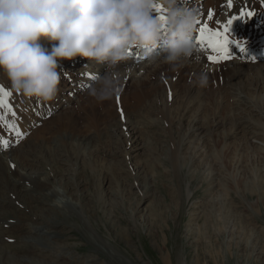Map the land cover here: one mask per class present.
Instances as JSON below:
<instances>
[{
    "label": "rangeland",
    "instance_id": "374dc122",
    "mask_svg": "<svg viewBox=\"0 0 264 264\" xmlns=\"http://www.w3.org/2000/svg\"><path fill=\"white\" fill-rule=\"evenodd\" d=\"M198 1L213 12L215 0ZM255 5L262 22L264 2ZM253 28L244 35L262 62L264 41L255 44L264 30ZM40 43L49 52L58 44ZM227 60L210 63L222 68L206 88L170 68L150 76L141 98L130 95L140 88L121 89L112 97L128 119L112 128L111 98L64 89L62 66L55 99L43 103L15 101L0 69L16 111L6 120L24 137L17 143L0 125L12 145L0 157L20 153L0 170V264H264V71L254 63L249 73L232 72ZM230 89L250 105L236 106Z\"/></svg>",
    "mask_w": 264,
    "mask_h": 264
},
{
    "label": "clouds",
    "instance_id": "9594fccd",
    "mask_svg": "<svg viewBox=\"0 0 264 264\" xmlns=\"http://www.w3.org/2000/svg\"><path fill=\"white\" fill-rule=\"evenodd\" d=\"M199 20V9L184 0H0V69L15 93L50 102L60 83L57 60L82 56L107 65L88 88L103 102L118 88L110 70L127 62L133 50L152 65L199 62ZM41 39L58 44L49 52ZM194 86L206 88L207 73Z\"/></svg>",
    "mask_w": 264,
    "mask_h": 264
},
{
    "label": "bare ground",
    "instance_id": "6f19581e",
    "mask_svg": "<svg viewBox=\"0 0 264 264\" xmlns=\"http://www.w3.org/2000/svg\"><path fill=\"white\" fill-rule=\"evenodd\" d=\"M189 1H191V4H190L189 7H193V6H195L196 3H200V1H198V0H189ZM256 1L257 0H251L252 8H249L245 4V3L249 2V0H232L233 7L231 9H229L227 7L228 0H215L216 4H218V3L219 4L216 5L213 2V5H212L211 9L213 10L214 16H213L212 21H207L205 11L204 10L200 11V8L197 7V6L196 7L200 11V19L202 21L207 22L209 24V27H211L212 29L221 30L222 31V29H217V24L218 23L219 24H226L228 19H230L234 15L238 16L241 11H244V12H249L250 11V12H253L255 14L256 9H253V2H254V5H255ZM262 1L264 2V0H262ZM241 2H244L245 8L244 7L241 8L242 6L240 7V3ZM221 3H224V5L222 7L220 6ZM256 7L257 6L255 5V8ZM263 14H264V10H263ZM262 17H263V19H262V22H261L260 21L261 17H259L258 14L254 15L252 17H249V20H248V16L245 15L243 17V18H245L244 20L234 21L233 25L231 26V30L229 32V33H231V38H229V39L233 40V41H236V44L242 46L245 49L244 52H239V50L236 48L235 45H230L229 46V55L231 56V58L227 60V62H230L229 63L230 65L227 64V66H228L227 68H230V70L232 72H237V71H241V73L245 72V71L248 72V71H250V69H252L254 67V65H252L254 63H256L255 67L258 66V69L260 70V71L258 70V72L264 71V58L262 59V62H260V61H258V59H256L254 56L251 55V53L253 54V51L260 50V49L258 47H255L254 44H252V42L249 41V39H246V38H250V37L244 35L245 33L251 32V29L249 30L250 27H254V28H261L262 27L263 30H264V24H263L264 15ZM238 26H239V29H238ZM254 28L252 30H257V29H254ZM237 30L240 31V32L243 31L242 33H243V35L245 37L236 35V31ZM260 34H261V37L259 39H257L256 44H255L257 46H261V41L262 42L264 41V31L261 32ZM234 35H236L235 38H233ZM262 46L264 47V45H262ZM132 53H136L137 54V57H136L137 59L130 58L127 62L122 63L117 69L110 70L113 73L112 78L114 80L118 81V88H117V90H116L114 95H117L120 92H123V90H121V89H125L126 90L128 87L133 85L134 89L140 88V93L132 92V93H130L131 97L133 96V98H135V97L138 96V98H141V96H142L141 94L142 93H143V95L145 94L144 91H143L142 85L145 84V82H149L150 76L154 75L157 71H160V70L165 71V70H168L170 68H173L175 70L174 71L172 69L173 72H178V73L179 72H187V73L191 74V76H193L194 78H196L200 73L204 72V73H207L208 80H209L211 74H214V75L216 73L218 74L219 70H221V68H222L221 65H216V67L212 70L211 65H210L211 62L207 60L208 55H212L209 50L202 51L200 59H199V62H193L192 60H189V61H185L180 66H170L168 64L152 65V64H149L148 62L144 61L138 55V53L136 51H133ZM59 66H62L63 69H64V72L59 71L61 76H62V78L64 77V79H62L63 84H65L64 85V89L70 90V88H71L72 90H74L73 92L81 91V93L84 92V95H86V96L90 95L88 93V88H89V85L92 83V81L96 78V75L99 74L100 76H103V75L106 74V71H107V65L106 64L95 65V64H92V62L89 61L87 58L82 57V56H76V57H74V58H72L70 60L69 59H63V61H61V62L59 60H57V67H59ZM173 74H172V71H171V73H170V84H169L170 89H173L174 86H175V85H173V82L176 79V75L177 74L176 75L175 74L173 75ZM246 76H248V75L246 74ZM151 78H152V76H151ZM72 80H74V81H72ZM69 81H72L73 83H69ZM226 83H228V82H226ZM171 84L173 85V88H171ZM239 84H241V83L239 82ZM179 85H181V84H179ZM228 86H229V84H228ZM229 88H230V86H229ZM231 89H232V87H231ZM231 89H230V96L235 97V98H233V100H234L233 103L236 100L237 101L235 103L236 106H238L239 104L240 105L241 104L250 105L249 102L245 98H244V100H241L238 91H236V90H232L231 91ZM144 98H146V97H144ZM14 99H15V101H18L20 99V95L17 94L16 98H14ZM116 99H117V97L114 98V99H113V97H111V103L113 102L114 104L112 103L108 107L105 106L106 110H108L107 111V116L108 117L110 116V117L113 118L112 124H110V126H111L110 128H112L113 126H117L125 118H126V120L128 119V117H122L123 116L122 113L127 109V106L125 107V105H124V108H123V111H122V108H121V106H118L119 103H118V101ZM15 101H13V103H15ZM9 102L12 103V100L10 98H9ZM57 103H59V101H57ZM67 104L65 106H63L62 104H59V105H62L60 108H65V107H67ZM57 107H55L53 105L51 113L56 112L58 110ZM128 108H131V107H128ZM15 113H16V111H15ZM128 138L131 139L130 135H129ZM84 139L87 141V138H84ZM86 141H85V143L89 144V142H86ZM16 149L17 148H12L9 151L7 150V152H4L2 154V156L0 158H2L4 161L0 162V170L1 171L6 172L8 167H9V165H12L14 163V161L17 159V158H15V156H20V153H17ZM18 150H19V148H18ZM16 176H17V180H18V177H19L20 178L19 180H22V182H23L25 180V178H23V176L26 177L27 175L24 174L23 176H18V175H16ZM40 180H43L44 183H45V184L44 183L41 184V185H44L43 189L44 190H49L50 186H49V184H47L48 182L46 180H44V179H40ZM36 185H38V184L36 183ZM21 186L22 187H26V185H21ZM35 191H36V189H35ZM58 204H59V202H58ZM55 205H56V203H55Z\"/></svg>",
    "mask_w": 264,
    "mask_h": 264
},
{
    "label": "snow or ice",
    "instance_id": "6c2138e0",
    "mask_svg": "<svg viewBox=\"0 0 264 264\" xmlns=\"http://www.w3.org/2000/svg\"><path fill=\"white\" fill-rule=\"evenodd\" d=\"M227 7L229 9L233 7L232 0H228ZM245 15L252 17L255 14L250 11H241L238 16L234 15L228 19L226 24H217V29H222V31L212 29L209 27L207 22L202 21L201 19L198 21V30L194 38L202 51L209 50L211 53H213L212 55H208V61L212 63H219L223 60L230 59V45H235L239 52L245 51L242 46L236 44L235 41L230 40L227 35V33L231 30V26L233 25L234 21L242 20ZM213 16L214 13L209 10L206 14L207 21H212ZM160 18L163 19V17ZM11 95V92L0 87V109L3 110V113L0 114V125L7 127L18 138L16 141L18 143L19 140L24 138L23 134L19 131V128L14 122H9L6 120V116L8 114H11L13 117L16 115L11 104L9 103V97H11ZM11 146V143L7 139H4L2 136H0V150L7 149Z\"/></svg>",
    "mask_w": 264,
    "mask_h": 264
}]
</instances>
